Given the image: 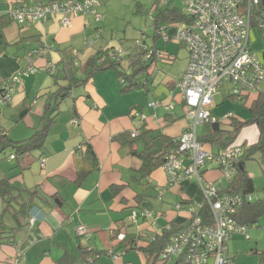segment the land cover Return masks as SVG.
Listing matches in <instances>:
<instances>
[{
  "label": "crops",
  "instance_id": "1",
  "mask_svg": "<svg viewBox=\"0 0 264 264\" xmlns=\"http://www.w3.org/2000/svg\"><path fill=\"white\" fill-rule=\"evenodd\" d=\"M54 1L63 0H0V79L12 80L16 76L21 79L14 86L12 103L0 110V136L13 142L28 140L45 127L46 117L56 116L42 149L16 159L0 152V181L7 180L10 186L0 189V264H176V261L156 260L140 248L170 229L171 223L187 224L192 217L190 209L199 211L204 194L194 179L168 187L163 167L142 179L139 174L142 160L131 151L135 148L142 152L144 143L140 141L133 146L130 135L135 131L138 135L154 131L178 140L188 129L186 106L178 87L189 63L187 47L181 44L187 52L180 63H177L179 55L173 53L177 61L170 69L162 64L161 55L155 57L153 69L150 67L145 77L148 89L122 93L118 74L107 70L74 88L69 97L59 99L56 91L68 85L64 79L68 75L66 64L73 62L74 68L80 70L75 77L83 79L88 62L97 52L115 49L127 54L134 48L119 49L113 39L108 40L113 28L106 16L112 10L111 5H118L117 0H101L98 8L103 16L101 22L97 23L90 15L78 16L71 18L68 27L62 25L59 16L21 26L7 14L12 8ZM176 26L178 30L180 25ZM96 34L100 39L89 45L88 41L94 40ZM251 40L252 30L250 44ZM39 49L43 53L34 54ZM171 55L167 53L166 57ZM257 56L263 60V55ZM30 67L37 72L24 74ZM227 85V97L214 103L211 115L218 116L217 108L231 99L233 106L220 115L221 120L232 116L249 121L252 113L248 106L254 95L244 100L245 105L232 97L236 95L234 88ZM77 88L81 90L74 91ZM67 99L71 105L63 109ZM152 103H158L157 107ZM57 108L59 111L55 113ZM135 113L144 115L145 120L140 121ZM119 136H123L122 141ZM259 136L257 126H247L236 144L249 147L258 142ZM244 140L246 143L241 144ZM88 147L95 158L87 154ZM254 161L263 164L262 175L251 171L248 161L245 168L256 190V178L264 182V158L257 156ZM84 171L89 174L79 182V174ZM202 175L220 189L229 184L215 162H208ZM7 189L9 193L5 196L12 203L9 211L4 199ZM162 190L165 191L160 200ZM261 192L263 198L256 201L264 199V184ZM23 204H28V214L16 217ZM133 213L135 221L131 219ZM33 215L38 221L31 225L28 219ZM80 226L89 231L88 239L78 236ZM254 226L259 228L261 224ZM235 237L244 236L236 235L229 241ZM246 240L251 241V236ZM130 242L133 247L126 248ZM82 249L98 255H83ZM255 253H260L258 264H264V250L256 249ZM230 258L234 262V257Z\"/></svg>",
  "mask_w": 264,
  "mask_h": 264
},
{
  "label": "built area",
  "instance_id": "2",
  "mask_svg": "<svg viewBox=\"0 0 264 264\" xmlns=\"http://www.w3.org/2000/svg\"><path fill=\"white\" fill-rule=\"evenodd\" d=\"M261 2L262 0H184V11L192 21L190 24H181L177 31V39L185 43L189 52V63L178 87L186 105L188 129L178 139L179 148L168 156L163 168L168 176V187H176L184 180H196L204 194V203L199 209L208 206L214 222L213 226H206L198 211L190 209L191 219L173 237L161 255L165 262L234 264L227 254V242L236 235L250 239L249 226L239 223L236 215L246 201H251V197L222 194L219 187L202 175L206 164L215 162L223 178L231 181L237 174L244 148L234 145L218 153L207 151L198 140L196 129L201 124L216 121L211 115V108L214 106L215 96L225 84H231L234 93L239 94L257 91L264 81V61L252 51L250 44L251 16L253 9ZM100 4L101 0H63L12 8L7 14L21 26L59 16L62 25L68 27L71 18L78 16L90 15L97 23L101 22L103 16L98 12ZM165 31V26L160 28L162 34ZM99 39L100 35L96 34L88 44L92 46ZM136 45H142V41H137ZM42 53L41 49L34 52L36 55ZM125 53L117 50L111 56L120 60ZM36 72L30 67L24 74ZM17 83H21L18 76L12 80L0 79V110L12 103L13 89ZM151 105L157 107L158 103ZM135 116L140 121L146 118L140 113H135ZM75 123H78L77 120ZM137 135L136 131L132 133V137ZM10 158L15 159V156ZM186 161L189 162L187 166ZM164 191L159 194L160 200ZM178 208H181L180 205ZM131 219L135 221V213ZM37 221L35 215L28 219L31 225ZM77 234L87 239L90 236L83 226L77 228Z\"/></svg>",
  "mask_w": 264,
  "mask_h": 264
},
{
  "label": "trees",
  "instance_id": "3",
  "mask_svg": "<svg viewBox=\"0 0 264 264\" xmlns=\"http://www.w3.org/2000/svg\"><path fill=\"white\" fill-rule=\"evenodd\" d=\"M191 21L190 17L184 11V8L179 9L174 7L166 8L163 11L159 10L158 15L153 18L155 27L154 40H157L160 36H165L160 32L161 27L165 26L167 30L170 26L190 24ZM251 23L252 26L257 25L260 29L264 28V0H262L259 6L253 9ZM169 41L170 38L166 40V42ZM181 44L185 43L181 42ZM116 51L117 50L115 49H103L97 52L96 55L88 62L84 70L85 78L83 79L75 77V74L80 70L74 68L73 62L66 64L68 75L64 79L65 81H68V85L58 88L55 95L59 97V99L64 100L69 97L74 88L81 86L93 78L96 74L107 70H114L118 74V77L122 82V93H129L134 89H148L149 85L145 77L147 76L148 70L155 57L158 54H161V50L156 48H153L152 50V48H149L146 45V41H144L142 42V45H136L132 52L127 54L125 53L120 60H116L111 56V53ZM149 55L151 56L148 57ZM262 57L264 61V54ZM252 95H254V99L248 106L250 112L252 113V118L249 121H239L232 116H228L223 120L216 119L215 122L206 123V133L202 137L198 138V140L203 144L205 150L211 151L212 149H215L221 151L237 145L236 141L238 136L245 127L251 125L258 127L260 133L258 142L249 147L240 145L244 148V155L237 167V174L235 177L229 181L226 188L221 189L222 194H241L243 197L247 198L249 196H253L256 192L254 181L247 172L245 163L256 159L257 156L264 158V90L258 89L255 92H240L232 97H236L240 102L246 105L247 102H244V100L250 98V96L252 97ZM56 106H59V104ZM58 111L59 109L57 108L55 113ZM55 118L56 116L46 117L45 127L36 132L30 139L22 142H13L6 136H0V152H6L9 157L15 156L16 159L20 156L29 155L34 151L42 149L45 145V139L49 134V127L52 123H54ZM131 135L130 137L132 138L133 146L135 143L140 141L144 143V149L142 152H139L135 148L131 151L132 155L142 160V167L139 170V174L142 179L150 177L154 171L163 167L167 162L168 156L176 152L179 148L178 140H174L173 138L165 135H157L154 131L141 132L136 137H132ZM117 138L120 141L123 140V136H119ZM87 154L94 156L95 158V155L90 147L87 148ZM88 174L89 171L80 173L78 181L81 182ZM4 187H10L7 180L0 181V189ZM8 190L9 189L5 190L4 194L7 211L10 210L12 205L11 200L7 199L5 196L9 193ZM57 202L60 203V200L57 199ZM28 207V204H23L15 213L16 217L18 215L28 214ZM198 214L202 217L203 223L206 226H213V214L208 206L199 209ZM263 216L264 199L258 201H246L243 207H241L238 211L236 218L241 224L254 226L259 224L260 219ZM185 225V223H171L170 229L166 230L162 234H158L148 242L146 247H141L140 249H143L150 255H154L156 260H162L161 255L168 248L173 237L180 232ZM128 247H133V242L126 245V248ZM82 254L92 255L93 257L98 255L97 252L89 251L88 249H82Z\"/></svg>",
  "mask_w": 264,
  "mask_h": 264
},
{
  "label": "rangeland",
  "instance_id": "4",
  "mask_svg": "<svg viewBox=\"0 0 264 264\" xmlns=\"http://www.w3.org/2000/svg\"><path fill=\"white\" fill-rule=\"evenodd\" d=\"M118 5L112 6V10H109V15L106 16V21L111 23L113 30L107 35L108 40H114L115 46L119 49L121 47L132 50L137 41H146L149 48H161V62L163 65L167 64L168 69L177 61L180 63L184 60L186 54V49L181 46V41L177 39V26H170L165 32V36H160L157 40H154L155 27L153 18L158 15L159 10L163 11L166 8L177 7L179 9L184 8V0H117ZM115 22V25H114ZM172 35L169 42L166 39ZM122 46H121V44ZM155 44L157 45L155 47ZM251 46L253 52L257 55L262 56L264 54V28L260 29L259 26H252V40ZM167 53H172L171 56L166 57ZM173 53L178 54L179 58L176 60ZM159 57V56H158ZM150 69H153L151 67ZM168 71V70H167ZM164 74H161L163 76ZM63 82V81H62ZM227 84L222 88L221 94L216 95L214 98V103L221 102L223 97H227L228 91ZM260 90H264V81L260 85ZM80 88L74 91L78 92ZM225 105H220L217 108L218 116L213 114V117L221 120L226 111H229V107L233 106V100L227 99ZM237 102V101H236ZM71 105V100L67 99L62 108L66 109ZM245 108V107H244ZM247 110V109H245ZM227 117V116H225ZM206 133V124H201L197 128V136L202 137ZM245 144L246 140L240 142ZM240 145V144H238ZM247 145V144H246ZM4 162H7L4 160ZM14 164V163H13ZM248 168L255 172L257 175H262L263 164L250 160L247 162ZM256 175V177H257ZM264 182L262 179L256 178V190L257 192L251 196L252 201H256L260 197L263 198L261 188ZM154 192V188L152 189ZM1 198V196H0ZM1 200V199H0ZM6 218H9L7 216ZM1 220V219H0ZM261 227L251 226L249 234L251 236V241H247L245 237H235L234 240L229 241V256L234 257L235 264H258L260 260V253H255V250H264V217L260 220Z\"/></svg>",
  "mask_w": 264,
  "mask_h": 264
}]
</instances>
